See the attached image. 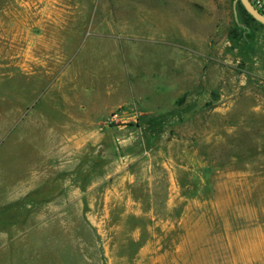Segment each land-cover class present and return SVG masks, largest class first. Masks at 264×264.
Wrapping results in <instances>:
<instances>
[{"label": "rangeland", "instance_id": "374dc122", "mask_svg": "<svg viewBox=\"0 0 264 264\" xmlns=\"http://www.w3.org/2000/svg\"><path fill=\"white\" fill-rule=\"evenodd\" d=\"M237 14L190 42L0 0V264H264V26Z\"/></svg>", "mask_w": 264, "mask_h": 264}, {"label": "crops", "instance_id": "0c3cea01", "mask_svg": "<svg viewBox=\"0 0 264 264\" xmlns=\"http://www.w3.org/2000/svg\"><path fill=\"white\" fill-rule=\"evenodd\" d=\"M112 7L119 18L132 15L129 22L134 24L146 22L142 13H147L161 25L162 33L168 32V25H177L179 39L190 42L212 39L217 25L233 15V0H112ZM5 246L6 242L0 243V251Z\"/></svg>", "mask_w": 264, "mask_h": 264}, {"label": "water", "instance_id": "95a60500", "mask_svg": "<svg viewBox=\"0 0 264 264\" xmlns=\"http://www.w3.org/2000/svg\"><path fill=\"white\" fill-rule=\"evenodd\" d=\"M237 4H240L245 12L257 23L264 26V14L260 13L249 0H233V18L237 25L238 22Z\"/></svg>", "mask_w": 264, "mask_h": 264}, {"label": "built area", "instance_id": "2783aa9c", "mask_svg": "<svg viewBox=\"0 0 264 264\" xmlns=\"http://www.w3.org/2000/svg\"><path fill=\"white\" fill-rule=\"evenodd\" d=\"M252 5L262 14H264V0H249Z\"/></svg>", "mask_w": 264, "mask_h": 264}, {"label": "trees", "instance_id": "16d2710c", "mask_svg": "<svg viewBox=\"0 0 264 264\" xmlns=\"http://www.w3.org/2000/svg\"><path fill=\"white\" fill-rule=\"evenodd\" d=\"M237 5H239V6H241L240 4H237ZM242 7V6H241ZM243 11L245 12V10L243 9ZM245 14L251 19V20H253L246 12H245ZM254 21V20H253Z\"/></svg>", "mask_w": 264, "mask_h": 264}]
</instances>
